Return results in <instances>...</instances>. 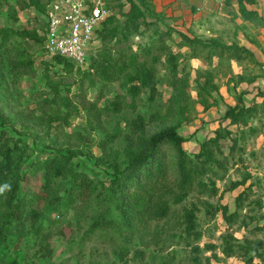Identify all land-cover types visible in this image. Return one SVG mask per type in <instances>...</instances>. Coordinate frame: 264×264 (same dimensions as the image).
Segmentation results:
<instances>
[{
    "label": "rangeland",
    "instance_id": "rangeland-1",
    "mask_svg": "<svg viewBox=\"0 0 264 264\" xmlns=\"http://www.w3.org/2000/svg\"><path fill=\"white\" fill-rule=\"evenodd\" d=\"M30 1L0 0V31L12 30L42 36L46 25L45 15L35 6H30ZM112 1H108L109 7ZM46 2L47 0H41L42 4ZM138 4L145 12V20L136 24L128 22L123 14L128 11V5L123 11L110 8L119 34L114 38L103 34L104 27L108 28L106 20L97 31L91 59L95 57L97 50L117 54L123 49L138 54L142 62L149 60L143 52L156 48L159 36L170 30L199 38L202 42L215 38L230 44L236 40L234 25L230 19L218 13L212 14V10L202 8L196 0H138ZM1 41L0 36V43ZM166 42L172 46L173 53L177 56L179 76L175 83L169 80L164 56V65L159 66L158 95L154 102H149L148 93H145L138 101L137 112L125 110L121 114H103L101 125L93 123L96 129L91 130L88 122L91 116L87 111L93 105H97L99 109L104 108L116 95L123 94V89L119 83L114 84L103 91L105 98L98 100L94 90L80 84V78L67 76L64 77L62 88L70 90L71 93L66 95L80 109V114L73 117L71 127L55 125L50 133H46L51 128L47 123L49 115L69 112L59 100L44 103L53 98L45 85L43 64V60L51 57L44 54V59L43 56L36 55L40 43L36 39H28L26 45L35 56L36 77L11 72L8 58L0 57V113L11 121L7 127H0V144L5 136H17L16 132L21 127L35 125L39 126L46 144L52 148L62 142L75 143L76 134H80L89 138L93 154L100 156L98 142L117 125L120 124L127 131L131 121L138 115L148 120L152 115H166L172 108L180 110L179 133L190 138V142L184 144V149L190 154L199 153L202 143L215 137V132L220 127L219 119L228 106L236 103L237 95L243 88L240 78L250 76L254 68L251 62L244 60L236 63L237 61L227 56L219 57L217 50L204 48L202 45L183 46L178 33H174ZM51 75L54 76L55 72L51 71ZM201 89L208 93L209 109H205L199 96ZM259 90L264 91V87ZM245 100L249 101V97ZM227 123L224 122V126ZM162 127L164 125L154 127L152 131ZM231 130L234 132L236 128L232 127ZM244 134L245 137L238 141L233 155L229 153L232 139L222 141L223 154H230L231 160L225 170L217 171L223 180H219L211 171L202 177V182L210 188L216 185L219 189L217 195L209 191L204 193L205 189L197 185L187 192L173 186L155 202L158 207L168 206V217L160 221L147 217L134 236L122 226L123 217L115 202H103L94 197L74 206L67 205L63 198L71 187V180H61L47 205L48 218H61L60 222L53 224L38 246L29 251V263L122 264L120 254L127 252L130 264H161L165 258L173 260V264H246L248 256H253L254 251L245 255V248H256L264 252V130L258 136H248L247 131ZM126 144L122 137L115 147L122 150ZM39 146L37 149L31 146L29 158L35 159L47 154L43 151L44 145ZM93 164V159H83L80 162L81 169L91 174L100 170L95 169ZM243 179H248L247 186L257 185L250 190L249 200H242L237 204L236 199L245 186L232 191L228 188ZM56 198L62 201V216L57 211H50V207L58 201ZM225 207L229 210L227 215H224ZM190 209H194L196 216V228L192 232L183 221ZM231 212L238 213L233 222L227 219ZM101 217L117 220L120 225L114 229L97 231L87 239L86 233L90 225ZM23 226L21 229H14L15 241L10 246L8 256L14 257V250L24 241ZM253 264H264V260L254 258Z\"/></svg>",
    "mask_w": 264,
    "mask_h": 264
},
{
    "label": "trees",
    "instance_id": "trees-1",
    "mask_svg": "<svg viewBox=\"0 0 264 264\" xmlns=\"http://www.w3.org/2000/svg\"><path fill=\"white\" fill-rule=\"evenodd\" d=\"M52 1L47 0L42 4L41 0H31L29 5L35 6L46 15L47 7ZM244 1L238 0L242 16L245 19L255 17V13L246 10ZM247 1L254 3V0ZM127 5L129 9L123 14L128 22L136 24L140 20H145V12L138 4V0H113L110 8L123 11ZM106 22L108 28L104 27L103 34H108L111 38L118 36L119 30L114 25V18L110 17ZM174 33H178L183 46L202 45L204 48L217 50L219 57L227 56L237 62L250 60L260 65L254 60L253 53L237 42L226 44L215 38L202 42L199 38H191L184 33L170 30L159 36L156 48H149L143 52L149 60L142 62L138 54L129 50L121 49L117 54L97 50L88 67H77L58 56L44 58L46 25L42 36L36 33L27 35L24 32L12 30L0 31L2 37L0 57L8 58L11 72L34 78L37 76L35 56L26 43L30 38L40 43L36 55L45 54L43 56L45 85L48 88V94L53 97L51 101L45 100L44 103L49 104L59 100L69 112L49 115L47 123L51 128L47 129L46 133H50L55 125L71 127L73 117L80 114V109L73 105L69 95H66L71 93L70 90L65 91L62 88L64 77L80 78V84L87 85L89 90H94L98 100L105 98L103 93L105 89L119 83L123 94L116 95L104 108L99 109L97 105H93L87 111L91 116V120H88L89 128L95 130L93 123L98 122L101 125L103 114H121L125 110L137 112L138 101L145 93H148L149 102L155 101L158 95L159 66L164 65L162 63L164 56L166 57L165 71L169 80L173 83L177 81L178 59L173 53L172 46L166 42L173 37ZM51 71L55 72L54 76L51 75ZM259 77L260 75L250 78L242 77L240 85H252ZM248 94V90L241 89L236 103L228 106L225 114L220 117V127L215 132V137L203 142L197 154H190L184 149V144L190 142V138L179 133L180 110H172V108L168 114L152 115L148 120L138 115L131 121L127 131L120 124L117 125L98 142L100 156L93 154L89 138L80 134H76L75 143L62 142L56 148H52L46 144L39 126L35 125L21 127L16 132L17 136L3 137L0 144V188H4L5 185L9 187L0 192V264H30L27 258L29 251L38 246L53 224L60 222L61 218H48L47 205L53 198L59 182L67 178L71 180V187L65 192L63 198L67 205L74 206L80 201L86 202L94 197L103 202H115L123 217L122 226L133 236L140 231V226L147 217L157 221L168 217V206L158 207L155 202L173 186L187 192L197 185L205 189L204 193L209 191L217 195L219 189L216 185L210 188L202 182L203 175L211 171L219 177V180H223L217 171L226 169L231 161L229 156L236 152L238 141L245 137V131L248 132V136H258L264 130V100L261 103L253 101L251 105H247L244 97ZM207 95L204 89L200 90L199 96L205 109L211 107L207 102ZM257 96L264 99V91L259 90ZM224 122L228 123L224 126ZM8 123L11 121L0 113V127H7ZM160 125L164 127L152 131L154 127ZM232 127H235L236 131L232 132ZM122 137L127 144L120 150L115 147V144ZM229 138L232 139L233 144L227 156L223 154L222 141ZM39 144L44 145L43 151L47 154L35 159L29 158L28 152L31 146L37 149L40 147ZM83 159H93L95 169L100 170L92 171L91 174L81 169L80 162ZM76 160L78 161L75 162ZM247 182L248 179H243L228 188L232 191L245 186L244 191L236 199L237 204L242 200H249L250 190L257 185L247 186ZM55 200L58 201L50 207V211H57L62 216L60 212L62 201L58 198ZM224 210V215H227L228 208L225 207ZM237 217V212H231L227 219L233 222ZM183 221L190 232L195 230L194 209L186 212ZM22 225H24V241L14 250V257L8 256L10 246L15 241L14 229L17 227L21 229ZM118 225L120 224L117 220L108 217L97 218L90 225L86 237L89 239L97 231L114 229ZM245 250V255L254 251L253 256H248L246 264H253L254 258L264 260V252L259 249L248 247ZM120 260L122 264L131 262L127 252L120 254ZM173 262L165 258L161 264H173Z\"/></svg>",
    "mask_w": 264,
    "mask_h": 264
},
{
    "label": "built area",
    "instance_id": "built-area-1",
    "mask_svg": "<svg viewBox=\"0 0 264 264\" xmlns=\"http://www.w3.org/2000/svg\"><path fill=\"white\" fill-rule=\"evenodd\" d=\"M110 0H53L46 11L45 54L88 67L100 26L111 17Z\"/></svg>",
    "mask_w": 264,
    "mask_h": 264
},
{
    "label": "crops",
    "instance_id": "crops-1",
    "mask_svg": "<svg viewBox=\"0 0 264 264\" xmlns=\"http://www.w3.org/2000/svg\"><path fill=\"white\" fill-rule=\"evenodd\" d=\"M196 2L201 4L202 8L212 10V14L218 13L229 18L234 25L236 35V40L233 42H237L253 53L254 60L260 65L246 60V62H251L252 68H254L252 74L246 75V77L250 78L255 75H260V77L252 85L243 84L242 89L249 91L244 100L249 97V101L245 100L247 105H251L253 101L263 102L264 99L257 95L259 88L264 87V0H254V3L247 0L243 2L247 11L256 14L255 17L246 19L240 13L238 0H196Z\"/></svg>",
    "mask_w": 264,
    "mask_h": 264
},
{
    "label": "clouds",
    "instance_id": "clouds-1",
    "mask_svg": "<svg viewBox=\"0 0 264 264\" xmlns=\"http://www.w3.org/2000/svg\"><path fill=\"white\" fill-rule=\"evenodd\" d=\"M9 187L8 185H5L4 188H7ZM4 188H0V192H3L4 191Z\"/></svg>",
    "mask_w": 264,
    "mask_h": 264
}]
</instances>
